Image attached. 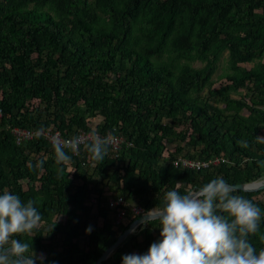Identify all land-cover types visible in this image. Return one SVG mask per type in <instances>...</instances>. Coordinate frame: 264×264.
<instances>
[{"label": "trees", "instance_id": "1", "mask_svg": "<svg viewBox=\"0 0 264 264\" xmlns=\"http://www.w3.org/2000/svg\"><path fill=\"white\" fill-rule=\"evenodd\" d=\"M224 55L226 83L214 88ZM0 110V195L35 200L49 227L39 224L22 242L43 254V264H95L141 216L128 212L115 225L100 207L104 188L147 213L164 206L176 183L183 195L217 177L233 185L264 180V0H0ZM41 128L65 139L97 131L122 142L97 162L87 140L76 154L65 148L71 162L58 164L53 145L35 135ZM177 141L198 152L167 148ZM180 155L222 161L185 169L174 165ZM89 186L95 205L86 202ZM233 194L261 209L248 236L258 254L264 190ZM94 206L99 237L85 231ZM158 227L139 225L102 264L146 253Z\"/></svg>", "mask_w": 264, "mask_h": 264}, {"label": "clouds", "instance_id": "2", "mask_svg": "<svg viewBox=\"0 0 264 264\" xmlns=\"http://www.w3.org/2000/svg\"><path fill=\"white\" fill-rule=\"evenodd\" d=\"M39 129L35 135L44 133ZM92 143L86 145L94 161H103L110 141L95 131L89 134ZM80 137L61 141L53 147L58 164L71 162L65 148L79 151ZM42 170L43 161L36 165ZM261 184V181H254ZM176 188L165 194L163 207H155L144 215L142 223L158 222L160 240L153 242L144 254H128L122 264H264V250L257 254L248 236L255 234L261 220V209L249 199L234 195L245 191L217 177L200 188L180 194ZM264 190V184H261ZM217 209L226 215L217 214ZM35 200L22 202L7 191L0 195V264H43V254H37L32 244L20 237L32 235L41 222ZM86 233L92 227L86 228Z\"/></svg>", "mask_w": 264, "mask_h": 264}, {"label": "built area", "instance_id": "3", "mask_svg": "<svg viewBox=\"0 0 264 264\" xmlns=\"http://www.w3.org/2000/svg\"><path fill=\"white\" fill-rule=\"evenodd\" d=\"M0 118H1V110H0ZM17 137L19 138H26V139H31L33 138V133H29V132H25V131H15ZM96 133H98L96 131ZM44 134V133H43ZM90 133H81L79 134L77 137L81 138V143L79 145V147L81 145H83L87 140L91 141V136L89 135ZM98 135L102 138V136L98 133ZM44 136L46 137V139L48 140V142L53 145V142L55 139H60L61 141H66V140H71V139H65L62 138L57 132L54 133H45ZM107 139L110 141V143L108 144L109 146L112 147L113 151L117 150L120 146L119 144L122 142L121 139H118L117 137L114 136H109L107 137ZM69 150H71L70 148H67ZM72 151V150H71ZM73 152V151H72ZM76 154V152H73ZM222 161L219 160V162L217 164H219ZM217 164H213V165H217ZM174 165L175 166H181L185 169H195V170H200L202 168H205L204 166H189V162L186 158L183 157H179L178 159H176L174 161ZM106 208H108L109 211H115V217H116V221L117 223H121V221L124 219V217L126 216L128 209H130V211L136 215V216H140L145 214L144 211L142 210V208H140L139 206H136L135 204H130L128 203L126 200H124L122 197H119L117 199H109L107 204H106ZM160 240V238L157 239V242Z\"/></svg>", "mask_w": 264, "mask_h": 264}, {"label": "rangeland", "instance_id": "4", "mask_svg": "<svg viewBox=\"0 0 264 264\" xmlns=\"http://www.w3.org/2000/svg\"><path fill=\"white\" fill-rule=\"evenodd\" d=\"M192 68H200L202 67V64L199 63V62H194L191 64ZM248 68H251L252 65H247ZM228 73V70H227V65H226V56L224 55L222 57V59L219 61L218 63V68H217V71L215 72V74L213 75L212 77V80L214 81V88H218L221 84H225L226 83V80L224 78V75ZM235 78H237V82L238 84H240V76L238 75H234ZM239 93L244 96V97H247L248 95V92L246 90H239ZM204 98H207L208 97V93H207V90H205L202 95ZM238 98V96H235ZM220 107H223V106H220ZM45 134V133H44ZM263 135H264V132H263ZM167 148H169L171 151H177L178 153H180L181 151L180 150H184V152L186 153L187 151H189L190 154H193L194 152H198V148H196L195 150H192L188 147H186L185 145V142H182V141H177V142H174L172 144H168L167 145ZM167 154L164 153V156H166ZM179 157H183L182 155H180ZM178 157V158H179ZM183 158H186V157H183ZM189 162V166H193V167H196V166H204L205 168H209L211 165L213 164H217L219 162V160H221L219 157H214L210 160H207V161H197V160H190L188 158H186ZM197 168V167H196ZM260 198H264V194L262 196H260ZM95 207V206H94ZM106 208V205L104 206ZM93 209V208H92ZM107 209V208H106ZM96 213V208H94L92 211H91V216L89 217V220H88V223H91L92 224V232L94 234L95 237H99V234L97 233V231L94 230V215ZM110 217V215H109ZM111 219V218H110ZM97 226L101 223L100 220H97ZM40 229L43 231V232H48L49 231V227L48 226H44V224H40ZM100 227V226H98ZM45 233V234H46ZM60 236L58 235L57 238H59ZM76 240V243H78V245L81 247L82 246V237L81 236H77L76 234H74L73 236ZM62 238V237H61ZM61 240V239H60ZM59 240V241H60ZM58 251H60L58 249ZM104 253V252H103Z\"/></svg>", "mask_w": 264, "mask_h": 264}, {"label": "water", "instance_id": "5", "mask_svg": "<svg viewBox=\"0 0 264 264\" xmlns=\"http://www.w3.org/2000/svg\"><path fill=\"white\" fill-rule=\"evenodd\" d=\"M261 184H264V180H261ZM261 184H257L255 182L249 184V185H235L237 187H243L245 191L243 192H258L261 191ZM144 215H141L137 220L132 222L127 230L124 231L122 235L118 237V239L106 250L102 255L99 257V259L96 261L95 264H102L106 259L112 254V252L121 245V243L142 223L144 219Z\"/></svg>", "mask_w": 264, "mask_h": 264}, {"label": "crops", "instance_id": "6", "mask_svg": "<svg viewBox=\"0 0 264 264\" xmlns=\"http://www.w3.org/2000/svg\"><path fill=\"white\" fill-rule=\"evenodd\" d=\"M90 187V193H89V195L87 196V198H86V202L87 203H91V204H96V197L95 196H97L96 194V192L94 191V189H92V186H89ZM112 191V192H111ZM100 197H102L101 199L102 200H100L101 201V204H100V207H102V208H104V209H106L104 206L107 204V202H108V200L109 199H117V198H119V197H121V196H117V194L114 192V190L112 189V187H109V188H104L103 190H102V192H101V196ZM124 199V198H123ZM125 200V199H124ZM128 202V201H127ZM128 203H130V204H132L131 202H128ZM97 206V205H96ZM95 207H93V209H94ZM107 211H109L108 210V208H107ZM109 212H111V211H109ZM128 212H131L130 211V209H128ZM127 212V213H128ZM132 213V212H131ZM110 218H111V220H112V222L115 224V225H117V224H119V223H117V221H116V217H115V213L114 212H112V214H110ZM122 222V221H121ZM157 242V241H156Z\"/></svg>", "mask_w": 264, "mask_h": 264}]
</instances>
